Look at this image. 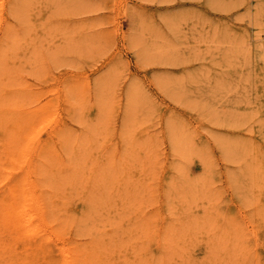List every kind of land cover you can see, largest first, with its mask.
Instances as JSON below:
<instances>
[{
  "label": "rangeland",
  "instance_id": "1",
  "mask_svg": "<svg viewBox=\"0 0 264 264\" xmlns=\"http://www.w3.org/2000/svg\"><path fill=\"white\" fill-rule=\"evenodd\" d=\"M18 131L0 194L51 218L38 249L0 229L16 264H264V0H0Z\"/></svg>",
  "mask_w": 264,
  "mask_h": 264
},
{
  "label": "bare ground",
  "instance_id": "2",
  "mask_svg": "<svg viewBox=\"0 0 264 264\" xmlns=\"http://www.w3.org/2000/svg\"><path fill=\"white\" fill-rule=\"evenodd\" d=\"M18 127H20V124L18 125ZM6 135H7V133L5 132L4 137H6ZM8 135L9 136L7 138H5V140L0 139V146H1L0 147V179L3 178L4 181L6 179L4 177H6L8 173H5L2 171L3 170L2 166L6 165L9 167V165L10 166H12V164L14 165L15 164V162H13L14 158L17 155H20L19 153L22 152L21 151L18 153L19 150H22V145L20 144L21 132L18 131V134H16L15 132H12L10 134L8 133ZM25 151H26V149H25ZM3 159H5V160H3ZM29 160H31V159H29ZM23 165H24V163H23ZM32 165L35 167L36 171H39V160H38V162L37 161L33 162ZM9 170H11V169L9 168ZM23 172H24V170H23ZM3 175H4V177H3ZM31 175H33V174H31ZM33 178H35V177H33ZM36 182H35V185H31L34 183L29 184L27 181V178L25 176L15 178V176H13V175H11V173H9V185H7L5 190H3L2 193L0 194V212H2L4 214L3 219L1 220V218H0V229H6L7 228L8 232H9V238L12 242H14V244L15 243H17V244L24 243L25 247L26 248L29 247L30 249L31 248L32 249L33 248L38 249V247L41 246L43 243H45L47 240L45 238V234L43 232H41V227L39 225L40 222L39 223L36 222V220H37L35 218L36 216L34 215V213L31 212V210H30L31 208H29V207H31L37 199V201H38L37 213L42 218V221L44 222V224L48 223L50 218H51L50 211L48 210V208H46L47 205H45V203L43 201L44 198H43V194H41L42 192L41 193L38 192L39 195L35 196V187L37 186ZM40 194H41V196H40ZM7 199L14 200V202L11 203V205L6 204ZM42 241H43V243H42ZM6 245L9 246L8 244H6ZM5 248H6V246H5ZM39 248H41V247H39ZM72 248H74V247H72ZM0 254H1V258H2V256L4 257V255H5L7 257V259H9V261H11V264L17 263V262L16 263L14 262L13 255H11L10 251L8 252L6 249H0ZM84 254H85L84 252L79 253V254L76 253L75 257L73 258V260H71V262L72 261L78 262ZM97 257H99V256H97ZM100 258H102V257H100ZM104 260L102 259V261H104ZM100 261H101V259H100ZM98 263H100V262H98ZM31 264H33V263H31ZM63 264H67V261L63 262ZM76 264H78V263H76Z\"/></svg>",
  "mask_w": 264,
  "mask_h": 264
}]
</instances>
